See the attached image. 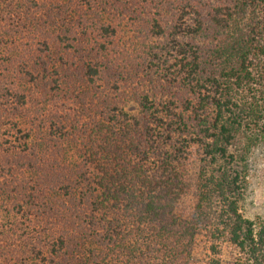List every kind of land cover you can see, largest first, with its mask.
I'll use <instances>...</instances> for the list:
<instances>
[{
    "label": "trees",
    "instance_id": "16d2710c",
    "mask_svg": "<svg viewBox=\"0 0 264 264\" xmlns=\"http://www.w3.org/2000/svg\"><path fill=\"white\" fill-rule=\"evenodd\" d=\"M263 138L264 0H0V264H191L202 233L264 264L238 209Z\"/></svg>",
    "mask_w": 264,
    "mask_h": 264
},
{
    "label": "rangeland",
    "instance_id": "374dc122",
    "mask_svg": "<svg viewBox=\"0 0 264 264\" xmlns=\"http://www.w3.org/2000/svg\"><path fill=\"white\" fill-rule=\"evenodd\" d=\"M13 31H17L16 29ZM17 41V45L14 50H21L20 53L26 51L27 71H34L37 65L36 60L45 56L44 45L38 46L31 44V39L28 34L22 36L20 33L14 34ZM31 46V47H30ZM17 65L16 68H19ZM30 72L25 73L23 70L19 74V82L24 83L31 79ZM131 115H136L138 112L136 107L131 105L129 107ZM185 160L182 161L184 181L188 183H194L196 173L200 170V160L202 152L196 146H191L186 150ZM173 158V157H172ZM176 159V158H173ZM244 191L242 198L238 202V209L240 215L251 221L264 219V138L257 142L256 145L250 150L246 166L244 169ZM195 204V198L193 193L186 192L183 194L179 202H176L174 213L178 218L191 217L192 209ZM209 226V224L207 225ZM192 261L191 264H232L236 258V254L231 246L223 243L222 241L210 240L205 233L196 236V239L192 242Z\"/></svg>",
    "mask_w": 264,
    "mask_h": 264
}]
</instances>
